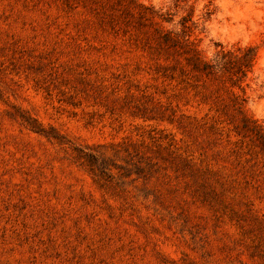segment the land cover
<instances>
[{
  "label": "rangeland",
  "instance_id": "374dc122",
  "mask_svg": "<svg viewBox=\"0 0 264 264\" xmlns=\"http://www.w3.org/2000/svg\"><path fill=\"white\" fill-rule=\"evenodd\" d=\"M0 264H264V0H0Z\"/></svg>",
  "mask_w": 264,
  "mask_h": 264
},
{
  "label": "trees",
  "instance_id": "16d2710c",
  "mask_svg": "<svg viewBox=\"0 0 264 264\" xmlns=\"http://www.w3.org/2000/svg\"><path fill=\"white\" fill-rule=\"evenodd\" d=\"M164 39L171 47L180 45L178 39L173 40V37H169L168 35H165ZM185 48L190 54L189 63L192 65V70L206 77L221 74V76L232 82H237L245 77L252 69L257 57L256 49L248 47L238 49L237 52L222 50L220 57L218 55L216 61L210 62L202 59L197 49L191 43H186ZM237 104L238 102L235 105ZM259 136L261 135L259 134Z\"/></svg>",
  "mask_w": 264,
  "mask_h": 264
}]
</instances>
